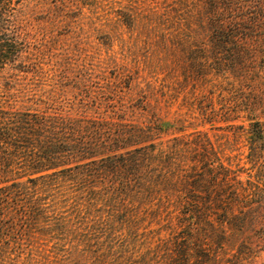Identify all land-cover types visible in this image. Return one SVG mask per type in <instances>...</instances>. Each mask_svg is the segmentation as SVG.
<instances>
[{
  "label": "rangeland",
  "instance_id": "obj_1",
  "mask_svg": "<svg viewBox=\"0 0 264 264\" xmlns=\"http://www.w3.org/2000/svg\"><path fill=\"white\" fill-rule=\"evenodd\" d=\"M251 4L0 0V128L18 146L0 147V264H264ZM35 118L67 140L60 161L17 137Z\"/></svg>",
  "mask_w": 264,
  "mask_h": 264
},
{
  "label": "trees",
  "instance_id": "obj_2",
  "mask_svg": "<svg viewBox=\"0 0 264 264\" xmlns=\"http://www.w3.org/2000/svg\"><path fill=\"white\" fill-rule=\"evenodd\" d=\"M251 1H252V4L250 5V7H248V10L251 12V16H253L255 18V20L258 22V24H262L263 19H264L263 18L264 17V0H251ZM35 119L36 120L25 121L22 126L16 127L15 132H16V130H23V132L17 131L20 133V135H18L19 133L17 134L18 135L17 137H20L21 139H26V140H32V143H34V145H32L33 148L35 146L39 145L40 143L45 144L46 147L49 146V149L45 153V155L43 157H41L40 160H38L39 162H46L47 161L49 163H52L51 161L55 158L54 155H56L57 152L61 153L59 156L56 157V159H59V161H60V159H62V157H63L61 155H64L63 153H65L64 150H62L60 148V146L67 147V145L65 144V141H67V140H64V138H62V137L59 138L58 134H60L62 132L58 133L59 130L56 131L54 129L55 126H52L51 124H47L46 120L40 122V120H38V118H35ZM5 130H6L5 128H0V147L3 144L4 140L9 138L7 140L8 142L6 143L5 146H8L10 149H11V147L16 149L18 146L15 145L13 142H10L11 141L10 137L12 136V134H9V132L5 131ZM24 131H25L26 135L24 134ZM14 140H16V139H14ZM5 148H6V150H5V152H6L7 147H5ZM9 148H8V150H9ZM1 149H3V147ZM159 154L161 156V153H159ZM64 164L65 163L63 162L61 165H64ZM46 169H49V168H46ZM36 172H39V171H36ZM134 172H135L134 174H138V172L140 173L139 170H134ZM188 176L189 175H187L186 177H188ZM160 178H161V176H160ZM188 179H189L188 182L193 183L192 181H194V176H189ZM160 181H162V180H160ZM155 182H158V181H155ZM138 187H139V190L137 189V187L135 189V192L137 194L140 193L139 191H141L143 186H138ZM146 190L149 192V194L158 191L157 187L154 188L153 184H150V186L146 187ZM160 203H158L157 205L159 206ZM175 205L178 207L185 208L184 215H187L186 218L181 219L179 217L180 219H178L177 221H182V220L186 221L188 218H190V217L192 218L194 216V211L196 210V207L199 208V205L196 204L194 206V202H189V201H185V202H183V204H177L176 203ZM164 206H166V205L164 204ZM188 221H189L188 224H186L184 226L190 227V225H191L190 228H192V230H194V220H193V222H191V219H189Z\"/></svg>",
  "mask_w": 264,
  "mask_h": 264
}]
</instances>
